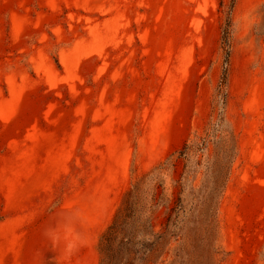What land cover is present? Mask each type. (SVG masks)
I'll list each match as a JSON object with an SVG mask.
<instances>
[{
  "label": "rangeland",
  "instance_id": "1",
  "mask_svg": "<svg viewBox=\"0 0 264 264\" xmlns=\"http://www.w3.org/2000/svg\"><path fill=\"white\" fill-rule=\"evenodd\" d=\"M133 185L138 264H264V0H0V264H99Z\"/></svg>",
  "mask_w": 264,
  "mask_h": 264
},
{
  "label": "trees",
  "instance_id": "2",
  "mask_svg": "<svg viewBox=\"0 0 264 264\" xmlns=\"http://www.w3.org/2000/svg\"><path fill=\"white\" fill-rule=\"evenodd\" d=\"M231 17L228 12L222 28V42L229 45ZM139 197L135 185L127 193L124 210H118L111 223L100 234L98 251L99 264H138L142 262L143 254L159 243L163 233L154 232L152 226V211L144 210L140 204L138 210H132ZM210 211V210H209ZM214 212V210H211ZM215 222V216L211 215Z\"/></svg>",
  "mask_w": 264,
  "mask_h": 264
},
{
  "label": "crops",
  "instance_id": "3",
  "mask_svg": "<svg viewBox=\"0 0 264 264\" xmlns=\"http://www.w3.org/2000/svg\"><path fill=\"white\" fill-rule=\"evenodd\" d=\"M165 135H166L165 132L161 133L162 140H163V136ZM96 185L97 182L96 183L90 182L88 186H86L85 193L88 195L86 196L85 193L83 192L84 197L82 202L85 203L84 207H80L75 204V203H80V200L76 199V197L72 198L73 201L71 202L72 204L71 206H67V204H69L72 199L63 198L64 199L63 205H66V207H62L60 208V210H113L117 200V196L113 194H103L98 197L97 193H94L95 191H97ZM104 189H108L112 191V188L110 187ZM93 219L92 221H94ZM94 231L95 230H92V232Z\"/></svg>",
  "mask_w": 264,
  "mask_h": 264
}]
</instances>
